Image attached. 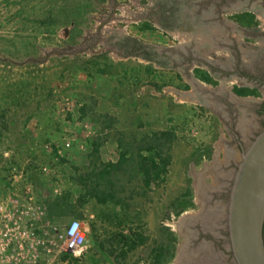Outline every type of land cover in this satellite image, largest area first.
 Masks as SVG:
<instances>
[{
	"label": "rangeland",
	"instance_id": "1",
	"mask_svg": "<svg viewBox=\"0 0 264 264\" xmlns=\"http://www.w3.org/2000/svg\"><path fill=\"white\" fill-rule=\"evenodd\" d=\"M158 3L0 0V196L21 194L25 183L46 208L67 200L66 215L51 218L52 224L62 232L72 220L80 221L85 243L78 256L67 254L66 264H150L151 251L169 240L165 229L176 235L178 246L183 243L177 204L197 203L199 183L231 184L240 161L235 158L228 176L219 174L227 134L206 106L210 101L194 97L200 91L192 83L200 69L212 74L221 95L249 86L223 75L232 69L221 43L239 34L218 21L212 33L199 35L163 29ZM132 41L139 43L137 51H128ZM245 45L263 50L264 38ZM255 49H241L251 73ZM260 92L258 102L264 104V87ZM106 116L115 121L112 129L104 128ZM246 119L245 149L264 128L263 116L251 113ZM160 131L175 137L163 182L147 191L140 181L125 183V194L135 190L127 209L77 202L80 189L70 177L91 166L95 142L101 144L100 160L115 162L121 135L130 142ZM11 167L26 172L24 183L7 184ZM132 232L144 243L123 260L121 236Z\"/></svg>",
	"mask_w": 264,
	"mask_h": 264
},
{
	"label": "flooded vegetation",
	"instance_id": "2",
	"mask_svg": "<svg viewBox=\"0 0 264 264\" xmlns=\"http://www.w3.org/2000/svg\"><path fill=\"white\" fill-rule=\"evenodd\" d=\"M158 7L162 17L160 25L163 29L180 30L182 27L188 26L192 30L199 29L201 32L212 33L214 31L213 24L217 21L219 24L227 23L235 29L240 38L228 36L225 39L227 43H221L220 46L229 53L230 69H232V71L224 72L223 75L228 77L234 75L238 79H244L249 83V86L245 85L240 88L255 90L257 95H261L260 89L264 87V66H261L264 65V47L263 50L257 49V46L253 47L257 51V54L251 59V64H254L252 66V69L255 70L254 73L244 69L247 67H244L242 58L246 55L242 50L253 49L246 46L245 41L258 42L264 38V23L258 22L264 19V0H159ZM211 15H215V19L210 17ZM184 21L186 24L183 23ZM138 47L139 43L132 41L128 51H137ZM208 75L213 78L211 73ZM200 81L212 86L213 89L219 86ZM232 93L236 94L234 90ZM208 100L210 103H206V106L216 114L227 134V139L222 141L225 156L220 154V158L225 159L226 164L220 167L219 174L228 176L230 170L235 168V158L240 156L245 149L242 138L247 131L246 118L251 113L264 117V104L255 100L237 102L231 100L225 93L219 97L212 95V97H208ZM221 181L224 185L197 184V203L187 207L178 217L177 223L183 243L180 246L177 244L174 258L168 264H234L231 251H229L225 222L231 184L227 183V179ZM186 211H191L192 215L182 218L181 216ZM218 223L222 226L217 227Z\"/></svg>",
	"mask_w": 264,
	"mask_h": 264
},
{
	"label": "trees",
	"instance_id": "3",
	"mask_svg": "<svg viewBox=\"0 0 264 264\" xmlns=\"http://www.w3.org/2000/svg\"><path fill=\"white\" fill-rule=\"evenodd\" d=\"M194 75L207 84L216 85L217 83L209 77L208 73L200 69L194 70ZM234 92L241 96H257L255 90L248 88H234ZM108 121L104 126L105 129L114 127V119L106 116ZM174 133L172 131H160L145 136L139 141L124 139L121 135L117 140V148L119 156L115 162H102L98 157L101 144L95 142L93 144L91 166L84 171H78L76 175L70 177V181L79 187L80 194L77 202L85 205L90 201L101 206L112 205L116 208H129V201L133 198L134 189L129 191V195L125 194V183L131 184L132 181H140V185L144 191L152 190L153 186L158 185L166 179L168 168L171 163V147L174 142ZM123 196V197H122ZM188 196V195H186ZM65 201L56 200L47 206V215L51 219L53 217H62L66 215L65 207L68 206ZM182 201L175 207V216L186 210L187 207ZM168 233V242L159 244L151 251L150 264H168L174 258L175 249L178 239L175 234ZM124 251L120 254L123 260L127 255L135 250L140 244L144 243L141 234L130 233L128 237L121 236ZM67 255L62 260L66 261Z\"/></svg>",
	"mask_w": 264,
	"mask_h": 264
},
{
	"label": "built area",
	"instance_id": "4",
	"mask_svg": "<svg viewBox=\"0 0 264 264\" xmlns=\"http://www.w3.org/2000/svg\"><path fill=\"white\" fill-rule=\"evenodd\" d=\"M26 175L11 167L6 182L15 187ZM82 228L80 221L72 220L57 231L33 187L24 183L21 194L0 196V264H66L61 258L68 253L78 256L85 243Z\"/></svg>",
	"mask_w": 264,
	"mask_h": 264
},
{
	"label": "water",
	"instance_id": "5",
	"mask_svg": "<svg viewBox=\"0 0 264 264\" xmlns=\"http://www.w3.org/2000/svg\"><path fill=\"white\" fill-rule=\"evenodd\" d=\"M179 31L203 34L188 26ZM225 222L234 264H264V128L240 155Z\"/></svg>",
	"mask_w": 264,
	"mask_h": 264
},
{
	"label": "crops",
	"instance_id": "6",
	"mask_svg": "<svg viewBox=\"0 0 264 264\" xmlns=\"http://www.w3.org/2000/svg\"><path fill=\"white\" fill-rule=\"evenodd\" d=\"M193 76V78H194V80H192V83H193V85H194V87H195V89L197 88L200 92L199 93H197L196 91V95H194V97L197 99L198 97H201V95H204V97L205 98H207L208 99V97H212V95H215V96H217V97H219V96H223V95H221V93H220V91H218V90H216V89H213V87L212 86H210V85H206V84H204L203 82H201L200 80H199V78L197 77V76H195V75H192ZM235 87H237V88H240V87H238V86H233L230 90H226V91H224V92H222L223 94L225 93V94H227L230 98H231V100H235V101H259V99L258 98H253V97H241V96H237L236 94H234V93H232L233 92V90H234V88ZM192 89V88H191ZM180 92V91H179ZM188 92H189V96L188 97H190L191 96V94H190V88H189V90H188ZM205 95H207V96H205ZM259 95H257L256 97H258ZM199 99V98H198ZM201 103H202V101H201ZM203 103H205V102H203ZM206 104V103H205ZM214 157V156H213ZM219 158V157H218ZM217 158V159H218ZM220 159V158H219ZM216 162H218V163H220V164H224V163H221L219 160H217Z\"/></svg>",
	"mask_w": 264,
	"mask_h": 264
}]
</instances>
